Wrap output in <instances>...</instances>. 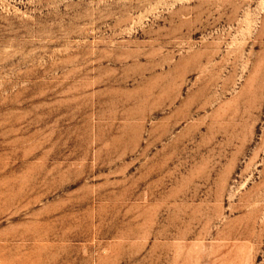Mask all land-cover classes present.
<instances>
[{"label": "rangeland", "instance_id": "374dc122", "mask_svg": "<svg viewBox=\"0 0 264 264\" xmlns=\"http://www.w3.org/2000/svg\"><path fill=\"white\" fill-rule=\"evenodd\" d=\"M0 264H264V0H0Z\"/></svg>", "mask_w": 264, "mask_h": 264}]
</instances>
